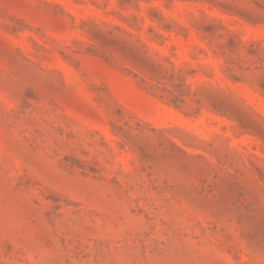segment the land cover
<instances>
[{"label":"rangeland","instance_id":"1","mask_svg":"<svg viewBox=\"0 0 264 264\" xmlns=\"http://www.w3.org/2000/svg\"><path fill=\"white\" fill-rule=\"evenodd\" d=\"M0 264H264V0H0Z\"/></svg>","mask_w":264,"mask_h":264}]
</instances>
